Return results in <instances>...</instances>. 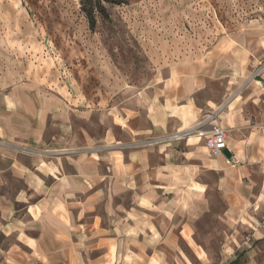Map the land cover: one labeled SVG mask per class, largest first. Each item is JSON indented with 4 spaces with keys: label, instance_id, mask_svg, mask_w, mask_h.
Segmentation results:
<instances>
[{
    "label": "crops",
    "instance_id": "obj_1",
    "mask_svg": "<svg viewBox=\"0 0 264 264\" xmlns=\"http://www.w3.org/2000/svg\"><path fill=\"white\" fill-rule=\"evenodd\" d=\"M262 59L264 22L220 41L213 53L171 63L126 104L107 105L100 137L69 121L91 110L60 99L49 138L48 103L38 108L20 89L10 93L14 108H0L5 264H152L153 256H187L181 246L201 244L195 222L212 212V191L225 203L215 217L264 240V87L251 77ZM202 120L225 129L222 155L211 156L195 135L131 146ZM230 156L237 164L226 162ZM221 243L223 256H239L228 251L236 250L230 237Z\"/></svg>",
    "mask_w": 264,
    "mask_h": 264
},
{
    "label": "rangeland",
    "instance_id": "obj_2",
    "mask_svg": "<svg viewBox=\"0 0 264 264\" xmlns=\"http://www.w3.org/2000/svg\"><path fill=\"white\" fill-rule=\"evenodd\" d=\"M113 1L0 0V108H14L6 98L16 89L38 108L47 102L50 138L59 121L56 103L63 99L82 113L91 110L89 117L69 115V121L80 132L100 137L107 105L126 104L166 75L171 63L213 53L220 41L231 42L264 22V0ZM83 3L94 8L93 28ZM209 202L212 212L195 222L201 244L192 250L181 246L187 256H153L152 264H264V240L215 217L225 207L219 194L212 191ZM231 235L247 243L238 246ZM228 237L236 247L228 251L239 256H223L221 242ZM7 247L0 238V248Z\"/></svg>",
    "mask_w": 264,
    "mask_h": 264
},
{
    "label": "built area",
    "instance_id": "obj_3",
    "mask_svg": "<svg viewBox=\"0 0 264 264\" xmlns=\"http://www.w3.org/2000/svg\"><path fill=\"white\" fill-rule=\"evenodd\" d=\"M264 18V12L262 13ZM264 59L258 60L254 65L251 73L252 79L259 84V86L264 87ZM259 132L264 137V121L259 125ZM190 135H195L199 140H202L205 147L211 156L216 157L223 154L224 150L227 148V133L224 128L218 125L208 126L206 120L197 122L194 126H191L185 130L171 133L160 137H150L142 141L132 142L131 146H150L159 143H167L172 140L182 139ZM226 162L228 164H237V160L234 156L227 158ZM264 224V221H263Z\"/></svg>",
    "mask_w": 264,
    "mask_h": 264
},
{
    "label": "trees",
    "instance_id": "obj_4",
    "mask_svg": "<svg viewBox=\"0 0 264 264\" xmlns=\"http://www.w3.org/2000/svg\"><path fill=\"white\" fill-rule=\"evenodd\" d=\"M113 2L116 3V4H119V3L123 2V0H115ZM93 9H94L93 7H91L89 5H86L84 3L82 5V10L84 11V13L86 15L89 28H93L95 26V22H96L95 16H94V13H93ZM97 10H98L99 14L102 17L108 18V14H107L106 9H105L104 6L98 5L97 6Z\"/></svg>",
    "mask_w": 264,
    "mask_h": 264
}]
</instances>
